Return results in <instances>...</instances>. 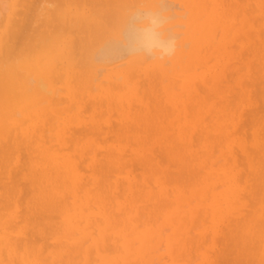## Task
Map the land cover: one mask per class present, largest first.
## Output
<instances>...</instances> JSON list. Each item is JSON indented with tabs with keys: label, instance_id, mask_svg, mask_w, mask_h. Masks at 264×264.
<instances>
[{
	"label": "bare ground",
	"instance_id": "1",
	"mask_svg": "<svg viewBox=\"0 0 264 264\" xmlns=\"http://www.w3.org/2000/svg\"><path fill=\"white\" fill-rule=\"evenodd\" d=\"M131 2H0V264H161L165 209L173 264H264V0H176L166 63Z\"/></svg>",
	"mask_w": 264,
	"mask_h": 264
},
{
	"label": "clouds",
	"instance_id": "2",
	"mask_svg": "<svg viewBox=\"0 0 264 264\" xmlns=\"http://www.w3.org/2000/svg\"><path fill=\"white\" fill-rule=\"evenodd\" d=\"M2 2V0H0ZM176 0H133L120 12L114 36L131 58L166 63L182 44L181 13Z\"/></svg>",
	"mask_w": 264,
	"mask_h": 264
},
{
	"label": "rangeland",
	"instance_id": "3",
	"mask_svg": "<svg viewBox=\"0 0 264 264\" xmlns=\"http://www.w3.org/2000/svg\"><path fill=\"white\" fill-rule=\"evenodd\" d=\"M180 13H182L181 10H179ZM183 29V28H182ZM191 59V58H190ZM166 211H164L165 213V216H163V219H158L155 223L153 222V227H157V229L159 230L160 233V236L159 238L156 240V243H155V247H154V251H156L155 254L161 256V264H173V259H172V256H171V248H172V245H173V241L170 239V233H171V230H170V226H171V223L172 221L174 220H170L172 218V215H173V211L170 210V209H165ZM169 210V211H168ZM155 220V219H154ZM170 221V222H169ZM163 223V224H162ZM156 224V225H155ZM162 224V225H161ZM166 225V226H165ZM150 226H152L150 224ZM164 227H167V229L169 228V230H166L164 231ZM172 229V228H171ZM161 230H163L164 232H162L161 234ZM165 235V236H164ZM135 242V241H134ZM132 241V244H133V247L136 249V247L139 248V243ZM162 242V243H161ZM166 242V244H165ZM137 243V244H136ZM90 244L92 243H87L86 246H90ZM159 244H162V245H159ZM139 245V246H138ZM160 247V248H159ZM158 248V249H157ZM157 249V250H156ZM192 252V250H190ZM186 254H188L189 256H193V255H190L189 251H186L185 252ZM193 253V252H192ZM85 255V254H84ZM73 256V255H72ZM75 256V255H74ZM73 256V257H74ZM181 257V256H180ZM183 257H187L186 255H184ZM81 258V256H80ZM73 259V258H72ZM168 259V260H167ZM81 260V259H80ZM74 261V259L72 260ZM72 263V262H71ZM228 263V262H227ZM82 264L83 263V260H82ZM225 264V262H224Z\"/></svg>",
	"mask_w": 264,
	"mask_h": 264
}]
</instances>
